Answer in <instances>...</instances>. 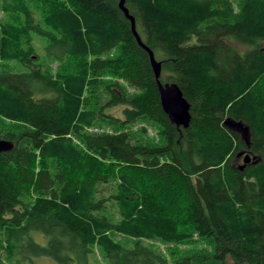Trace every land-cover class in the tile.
<instances>
[{"label": "trees", "instance_id": "1", "mask_svg": "<svg viewBox=\"0 0 264 264\" xmlns=\"http://www.w3.org/2000/svg\"><path fill=\"white\" fill-rule=\"evenodd\" d=\"M25 3L0 0L17 15L0 28V60L25 69L0 72V139L14 144L0 154V264H20L28 251L89 264L95 246L107 264H192L143 240L177 245L194 234L209 249L192 261L264 264V0H124L161 82L176 83L190 104L187 129L163 113L119 0H36L39 22ZM30 33L48 42L55 76L35 62ZM100 88L109 99L89 109ZM118 106L120 118L104 113ZM99 119L119 130L87 131ZM139 121L156 123L164 144L133 140L126 128ZM242 151L256 160L239 170ZM159 193L179 203L163 207Z\"/></svg>", "mask_w": 264, "mask_h": 264}, {"label": "rangeland", "instance_id": "2", "mask_svg": "<svg viewBox=\"0 0 264 264\" xmlns=\"http://www.w3.org/2000/svg\"><path fill=\"white\" fill-rule=\"evenodd\" d=\"M25 2H26L25 3L26 6L30 9V11L34 13V16H37L36 21L39 22V20L42 18L40 14V7L37 5L36 0H25ZM231 6L235 12L237 10L236 2L234 3L232 2ZM12 16L16 17L17 15L0 11V28L2 25L12 24V23L14 24L12 20L13 18ZM18 16L22 22L23 18L21 14H18ZM42 26L44 27L43 23ZM47 44L48 42L46 41L45 38L30 33L29 46L34 50L33 57L35 62L38 65H41L44 71H49L53 76H55L58 71L59 63L54 61L53 59H49L48 57H46L45 48ZM113 53L114 52L109 53L108 56L109 57L113 56ZM2 71L23 72L25 71V69L20 63L16 61L0 60V72ZM101 79L104 83H108L109 81L115 80L107 75H103ZM118 82L121 83V85L126 89L127 94L133 93V91L125 85L126 83L123 80H118ZM102 92H103L102 88L96 90L94 97L91 99V102L89 104V109L99 107L109 99V96L106 94H102ZM122 109L123 108L121 106L113 107L110 109H106L104 113L114 118H120ZM118 130L119 127L109 119H99V121L96 123L94 128H89L87 131H91L93 133H104V132L112 133ZM126 131L129 133V135L132 137L133 140L138 141L141 144H145L149 146H161L164 144V139L161 135V128L156 123L139 121L135 123L133 126L126 128ZM73 142L75 144L80 145V142L75 138L73 139ZM143 186L148 187V184H143ZM35 196H38L37 193H32L30 197L25 198L28 206L32 204L33 202L32 199ZM157 198H160V202L162 203L163 207H168L170 209L174 207L173 205L179 203L178 198L174 193L169 196L164 195L163 193H159ZM167 214L168 213H165V215ZM112 216H114V220L120 219L117 213H114ZM37 238L39 243L44 244L43 239H41L39 236H37ZM113 239L114 241L122 245L131 246L133 243V240L128 239L120 234H114ZM143 243L149 246L155 252L164 255L171 262H173L174 260L179 261L183 258L189 257L191 259L190 263L192 264H198V263L202 264L200 262H197V260L192 261V259L197 257V255L201 253L204 254L209 249V247L205 243H202L201 240L198 239L196 234H194L191 237V242L189 243H178L177 245H175V244L160 242L156 240H143ZM172 250L175 251L173 257L170 254ZM28 252H30L29 259H27L26 261H22L20 264H60L48 256H36L32 254V251H28ZM4 256L5 255L2 254L3 258ZM69 264H76V262H71ZM89 264H107V262L103 257L102 252L96 246L93 248V252L89 256Z\"/></svg>", "mask_w": 264, "mask_h": 264}, {"label": "water", "instance_id": "3", "mask_svg": "<svg viewBox=\"0 0 264 264\" xmlns=\"http://www.w3.org/2000/svg\"><path fill=\"white\" fill-rule=\"evenodd\" d=\"M118 7L124 14L125 18L130 21V30L137 45L148 55L150 68L155 79L159 102L163 113L176 129H179L180 127L187 129L191 122L190 104L184 98L181 89L176 83L161 82V64L156 61L152 51L141 41L140 37L138 36L135 30L134 19L128 14L127 9L124 7V0H119ZM223 125L241 131L244 139L248 135V128L242 123L226 119L224 120ZM246 144L248 143L246 142ZM13 147V142L0 139V154L11 151ZM241 155H244V158L242 165L238 167L239 170H243L247 164L254 163L256 160V157L252 156L250 152L245 153L242 151L238 153L237 156L239 157Z\"/></svg>", "mask_w": 264, "mask_h": 264}, {"label": "flooded vegetation", "instance_id": "4", "mask_svg": "<svg viewBox=\"0 0 264 264\" xmlns=\"http://www.w3.org/2000/svg\"><path fill=\"white\" fill-rule=\"evenodd\" d=\"M243 158H244V155L239 156V160L241 161V163H242V161H243ZM240 161H239V163L237 162L238 167H239L240 165H242V164L240 163Z\"/></svg>", "mask_w": 264, "mask_h": 264}]
</instances>
